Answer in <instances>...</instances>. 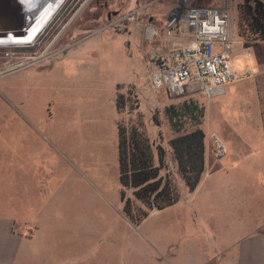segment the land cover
I'll use <instances>...</instances> for the list:
<instances>
[{
    "label": "rangeland",
    "instance_id": "rangeland-1",
    "mask_svg": "<svg viewBox=\"0 0 264 264\" xmlns=\"http://www.w3.org/2000/svg\"><path fill=\"white\" fill-rule=\"evenodd\" d=\"M134 1L67 0L34 45L0 46V218H16L15 228L25 236L19 250H7L10 264H173V221L179 216L189 219L190 209L184 201L151 213L140 224L133 223L124 213L119 164L105 158L107 140L68 128L69 122L81 118L76 110L80 113L81 108L85 113L98 94L99 100L102 93L108 95L106 78L130 79L128 42L135 44L136 37L139 43L142 38L138 31H133L134 38H128L127 24L152 15L151 11L163 20L173 5L167 0H137L138 5ZM240 1L213 0L214 5L230 7L235 22ZM146 2H151L149 9L139 7ZM211 2L193 1L196 5ZM81 18L100 19L93 22L100 27H109L112 22L108 30L118 36L112 40L94 36L71 47L75 40L70 35ZM243 43L236 33L232 69L245 73L254 67L260 69L256 49L253 46L252 56H248ZM27 57L32 60L24 62ZM137 57L135 53L133 60ZM139 60L132 67H144L143 59ZM139 78L143 82L139 92L150 97L146 69L140 70ZM136 93L133 88L126 91L130 100L122 121L128 124L137 117ZM159 95L167 97L169 105L187 100L172 99L166 91ZM198 99L207 107V101ZM161 106L156 110L160 114L166 107ZM162 134L163 144L170 151ZM92 140H97L96 151L89 158L86 153H90ZM176 169V163L170 162L174 174ZM176 177L185 198L184 184ZM128 193L132 195L130 190ZM217 237L212 244L223 242ZM190 244L199 252L207 246L197 235Z\"/></svg>",
    "mask_w": 264,
    "mask_h": 264
},
{
    "label": "crops",
    "instance_id": "crops-1",
    "mask_svg": "<svg viewBox=\"0 0 264 264\" xmlns=\"http://www.w3.org/2000/svg\"><path fill=\"white\" fill-rule=\"evenodd\" d=\"M134 3L138 5L137 0ZM150 3H141L139 7L149 9ZM198 5L217 6L213 0L211 3ZM174 6L173 3L170 12ZM151 12L152 15L131 21L126 26L125 33L128 34V38H134L133 31H138L142 38L139 43L136 37L135 44L128 42L126 63L130 66V79L124 82L106 78V83L110 85L108 95L106 92L102 93V100H99L98 94L96 100L88 105V111L85 113H81V108L80 113L79 109H75V114L81 118L73 124L68 123V128H76L77 131L74 132L81 129L86 137L97 139L104 137L107 140L106 147L109 148L105 158L116 166L119 164L118 123L125 114L119 112L117 108L118 93L125 94L128 88H133L137 92L139 106L135 112L143 114L149 136L154 143H157L160 131L165 134L167 141L170 137L167 125L164 123L159 127L153 120L157 108L160 109L162 104L169 105L170 101L167 97H159L160 95L150 88L148 98L139 92L143 86L139 78L140 70L146 69L147 81L150 82L151 53L164 48L163 37L152 38L150 30L153 28L161 32L170 16L169 12L162 20L157 12ZM98 21L100 19L97 18L79 19L73 34L70 35L75 40L71 47L84 43L94 36L106 40L118 36V33H111L108 30L112 27V22L109 27L106 25L100 27L93 23ZM138 26L140 28H137ZM71 47L65 49L63 53L68 52ZM138 48L140 52H137ZM254 48L261 68L253 69L257 68L258 73L253 75L254 77L247 76L249 71L245 73L234 68L237 79L225 86L224 94L207 102L208 108L205 105L202 126L206 135L205 172L193 193L187 190L181 180L186 197L181 198L174 206L184 201L190 212L188 221L183 216H177L178 218L173 221V264H264V43H258ZM135 53L139 54V57L133 60ZM65 57L77 58L76 55ZM140 58L144 61V67L141 64L132 67V63H139ZM213 135H218L227 144V154L223 158H217L215 155L211 140ZM96 141H89L90 153H86L89 158L96 151L93 148ZM165 173L166 171L163 172ZM164 210H154L152 213L157 214ZM15 225L17 227L16 218L11 220L0 218V264H10L7 261V250L9 248L19 250L20 243L25 240V236L20 233L18 227L15 228ZM186 234L188 235L184 236ZM195 235L207 242V246L201 248L200 252L199 249L193 250L190 244ZM216 235L217 241L222 240L225 244H222L223 242L212 244L216 240Z\"/></svg>",
    "mask_w": 264,
    "mask_h": 264
},
{
    "label": "trees",
    "instance_id": "trees-1",
    "mask_svg": "<svg viewBox=\"0 0 264 264\" xmlns=\"http://www.w3.org/2000/svg\"><path fill=\"white\" fill-rule=\"evenodd\" d=\"M237 17L236 33L246 49L264 43V0L240 1ZM186 99L166 106L161 114L156 111L153 116L155 125L160 127L165 122L169 129L170 151L163 144L161 131L160 142L151 140L142 113L138 112L135 121L129 124L122 120L118 123L121 199L124 213L135 224L142 223L154 210L161 211L181 201L177 175L190 193L201 182L206 162V135L202 128L206 103L197 97ZM129 100L126 93H118L119 112L129 107ZM173 161L176 176L170 170Z\"/></svg>",
    "mask_w": 264,
    "mask_h": 264
},
{
    "label": "built area",
    "instance_id": "built-area-1",
    "mask_svg": "<svg viewBox=\"0 0 264 264\" xmlns=\"http://www.w3.org/2000/svg\"><path fill=\"white\" fill-rule=\"evenodd\" d=\"M175 4L162 31L151 28L152 38L162 36L164 48L151 53L150 89L168 97L202 98L209 102L224 94L237 79L230 61L236 22L230 7L202 6L194 0H167ZM251 56V49H247ZM258 73L249 71L247 76ZM215 155L223 158L227 144L211 138Z\"/></svg>",
    "mask_w": 264,
    "mask_h": 264
},
{
    "label": "bare ground",
    "instance_id": "bare-ground-1",
    "mask_svg": "<svg viewBox=\"0 0 264 264\" xmlns=\"http://www.w3.org/2000/svg\"><path fill=\"white\" fill-rule=\"evenodd\" d=\"M67 0H26L24 2L25 27L21 31L0 28V46H30L53 20ZM31 57L23 59L24 62Z\"/></svg>",
    "mask_w": 264,
    "mask_h": 264
},
{
    "label": "water",
    "instance_id": "water-1",
    "mask_svg": "<svg viewBox=\"0 0 264 264\" xmlns=\"http://www.w3.org/2000/svg\"><path fill=\"white\" fill-rule=\"evenodd\" d=\"M24 2L26 0H0V28L13 31L24 29Z\"/></svg>",
    "mask_w": 264,
    "mask_h": 264
}]
</instances>
